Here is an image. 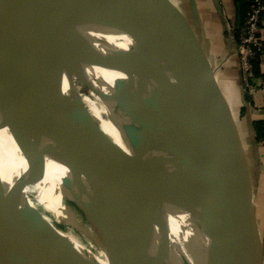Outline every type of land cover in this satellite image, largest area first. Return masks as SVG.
<instances>
[{
	"label": "water",
	"instance_id": "95a60500",
	"mask_svg": "<svg viewBox=\"0 0 264 264\" xmlns=\"http://www.w3.org/2000/svg\"><path fill=\"white\" fill-rule=\"evenodd\" d=\"M51 1L123 129L129 164L116 147L113 157L91 146L84 129L72 131L75 142L66 152L24 36L0 8V41L11 73L0 130L8 129V144L12 141L29 170L16 195L0 184V264H107L20 197L27 182L40 181L54 167L63 172L55 178L89 215L118 264H264L243 156L214 79L202 69L170 0H153V7L168 26L194 107L168 93L122 0ZM68 106L74 114L76 108L82 112L76 99ZM117 159L126 173L114 165ZM193 168L210 172L229 213L227 226L208 214ZM174 192L184 200L176 202ZM179 208L193 239L191 261L173 224Z\"/></svg>",
	"mask_w": 264,
	"mask_h": 264
},
{
	"label": "bare ground",
	"instance_id": "6f19581e",
	"mask_svg": "<svg viewBox=\"0 0 264 264\" xmlns=\"http://www.w3.org/2000/svg\"><path fill=\"white\" fill-rule=\"evenodd\" d=\"M122 3L135 19L168 93L176 102L194 107L190 90L176 60L168 26L160 12L154 9L153 0H122ZM0 8L14 20L24 36L36 68L47 110L63 140L66 152L69 154V147L75 142L72 131L84 129L80 109L76 108L74 114L68 106L71 99L79 98V94L74 92L72 75L73 73L83 74L98 91L95 80L70 35L60 25L58 11L51 0H0ZM10 93V66L0 41V115ZM99 97L102 100L100 93ZM103 105L108 113L105 123L113 138L114 146L123 162L128 165V147L123 129L106 104L103 103ZM20 122H23L28 128L34 129L25 116L20 117ZM8 134V129L0 130V184L13 196L28 180L29 170L12 141L11 144H8L6 139V136L9 137ZM48 171L38 182L54 185L64 194L65 191L59 180L55 178L56 173L60 176V173L63 172L60 169L57 171L55 167L48 168ZM192 173L208 214L220 224L227 226L230 219L229 213L212 183L210 172L202 168H193ZM173 198L176 202L184 200V196L176 192L173 193ZM55 210L60 219L73 221L71 215L65 213L64 209L57 208ZM178 210L173 212V224L177 228L188 259L191 261L192 235L185 223L182 209ZM89 236L93 237L92 233ZM88 249L107 264L115 262L118 264V261L112 259L103 247L99 246L98 251L92 248Z\"/></svg>",
	"mask_w": 264,
	"mask_h": 264
},
{
	"label": "crops",
	"instance_id": "0c3cea01",
	"mask_svg": "<svg viewBox=\"0 0 264 264\" xmlns=\"http://www.w3.org/2000/svg\"><path fill=\"white\" fill-rule=\"evenodd\" d=\"M170 6L176 11L202 69L214 79L216 95L246 166L264 254V137L256 126L258 121L264 123V97L246 91L229 29L230 25L241 24L248 4L245 0H170ZM255 65L258 80L264 81V61Z\"/></svg>",
	"mask_w": 264,
	"mask_h": 264
},
{
	"label": "rangeland",
	"instance_id": "374dc122",
	"mask_svg": "<svg viewBox=\"0 0 264 264\" xmlns=\"http://www.w3.org/2000/svg\"><path fill=\"white\" fill-rule=\"evenodd\" d=\"M72 85L74 92L79 94L77 103L82 110L84 131L91 139L90 145L108 152L113 157L118 156L113 138L105 123L108 113L98 91L81 73H73ZM113 163L121 172L126 173V165L119 159L113 160ZM19 195L36 207L58 229L84 246L96 251L99 246L109 248L106 239L98 232L86 211L66 192L63 194L54 185L35 181L27 182L20 190ZM57 208L64 209L65 213L71 215L73 221L60 219L56 214L55 209ZM89 231L93 237L89 236L91 234Z\"/></svg>",
	"mask_w": 264,
	"mask_h": 264
},
{
	"label": "built area",
	"instance_id": "2783aa9c",
	"mask_svg": "<svg viewBox=\"0 0 264 264\" xmlns=\"http://www.w3.org/2000/svg\"><path fill=\"white\" fill-rule=\"evenodd\" d=\"M247 14L237 27L229 26L235 40L245 89L264 97V81L258 80L256 62L264 61V0H245Z\"/></svg>",
	"mask_w": 264,
	"mask_h": 264
},
{
	"label": "trees",
	"instance_id": "16d2710c",
	"mask_svg": "<svg viewBox=\"0 0 264 264\" xmlns=\"http://www.w3.org/2000/svg\"><path fill=\"white\" fill-rule=\"evenodd\" d=\"M256 126H257V128L259 130V133L264 137V123L261 122V121H258Z\"/></svg>",
	"mask_w": 264,
	"mask_h": 264
}]
</instances>
